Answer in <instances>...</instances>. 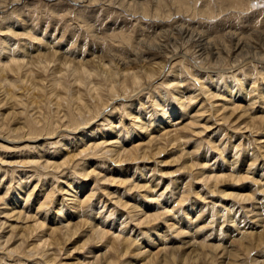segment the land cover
I'll return each mask as SVG.
<instances>
[{"label":"rangeland","instance_id":"1","mask_svg":"<svg viewBox=\"0 0 264 264\" xmlns=\"http://www.w3.org/2000/svg\"><path fill=\"white\" fill-rule=\"evenodd\" d=\"M95 1L97 2V5ZM158 1L159 0H50L49 2V0H22L13 5V7H11L9 11H7L9 13L7 14L6 12V15L8 16L13 12L14 15L12 17H14V21L17 20L16 22L18 23V25L14 28V30H17L16 33H18V36L13 37L14 39L12 38L14 40V43H16V45L18 46H27L29 47V50H32V52L37 51L38 48H40V52H44L45 54H50L58 51L62 56H65L64 58L68 57L69 59L67 60L69 61H73L75 59V62L80 63L84 60V62L80 64H85L84 66H86L88 63V67L92 65L93 68H97L99 66L98 63L100 64L102 62L101 64H103V61L105 60L103 64L104 66L107 65L106 67H108V65L111 66L112 64H115L116 66L120 67L122 73L129 70L130 72L140 71L141 73L147 74L151 70L157 69L156 74H154L155 77L153 80H146L148 79L146 78L142 83L141 89L139 88L135 91L131 89L126 94V96L121 93V95L116 96L110 102L108 101L109 108L105 106V109L100 113L99 117L95 119L98 122L97 124L103 122L106 123L104 128H101L104 132L107 133H109L110 131L108 124L114 123L115 126L118 127L117 130L121 131L122 133V142H125L126 139L128 141L130 138L131 140H134L136 135L133 138L132 134L129 133V130L133 126L132 124L134 123L133 120L135 119V117L137 118L139 116H142L157 120V115L159 112L157 103L163 104V101L165 99L166 101L170 100L171 102H174V100H176L179 96H182L183 92H185V94L194 93L195 95L199 96L195 100H191L190 96H188V98H190L187 101L188 113L181 119H179V116L173 117L172 120L166 117L164 121L160 122L161 124H164L161 126V128H164L169 124L170 121H172V124L170 125L171 127L168 128L169 132L171 129L170 134L165 130V132L161 131L163 133H157L158 129H155L149 134V137H153L152 139L148 138L145 140V142H141V138H138L139 140L137 141V143L144 148L141 149H143L142 151L145 152H147L146 148L149 152L150 146H156V143L160 142L159 144H157V147L165 149V153H163L159 157L153 156V159L152 155H150L152 154V150L155 148V146L149 152V162L147 160L141 161L140 159L136 160L137 162L132 161L133 163L131 162L127 165L124 163L123 167L120 168H117L116 164L114 165L112 163L116 158L114 156L115 153L110 152L109 148H103V150L98 151H88L82 157L84 159L83 161H86L87 167L88 165L91 166L89 167V170L92 169L95 171V173L91 175L89 179H86V181L84 180L86 182L85 193L87 194L96 192V195L91 198L90 202L85 206V208L82 207V210L85 211V213L87 212L86 215L88 217L95 216V218H98L99 216L97 213L99 212L103 213L102 215L105 214L107 217H109V219H111L108 224L115 227L117 226V228L123 221V225L127 222L130 223L127 224L130 225V228L134 229V231L130 232L129 235H132V238L136 237L139 240L135 243L136 245L137 243H143L142 246L147 245L146 239L148 236L142 235V232L144 234V229L146 228L147 224L143 223L140 225L137 221V218L133 219V210L130 209L131 207H127L128 203L131 205H133L134 203H139L140 205H143L144 208L148 207L146 208L147 212L149 211L153 214L157 212L158 222L161 223H163L162 221L164 219H173V213H179L180 211V214L185 217H183L184 219H186L187 216L185 215H188L191 210L195 209L194 207H191V205L195 203L196 200L197 202L200 201L206 204L204 205L206 210L205 214H203L202 216V220H197V218H194L192 220L193 223L192 221L188 223L183 222L184 224L189 225V229L192 228L193 231H191L190 234H185L178 237L175 233H172L169 236L171 240H176L175 246L182 248L183 251L181 250L182 252L180 251L179 254L183 255L185 254V252L186 254L189 253V250H187L186 247L189 239H191V237H193L194 235L200 237L202 236V233L211 234L219 228H222L225 231L227 227L232 225L229 220H227L226 224H223L222 226L220 224L222 223L221 221H223V219L220 221L216 220L218 219V216L222 214H218L219 210L222 208L224 210L226 209L225 205L232 208L231 214H228V208L226 209L228 217L233 215L235 217L238 216V218L240 219L243 218L244 223L242 224V227L246 226V229L259 228L261 225L257 222L258 218L254 217L255 214L252 212V207H250L251 204H242L239 201H235V205H233L232 200L226 199H224L225 201H223L225 203L224 204L217 199L219 198V196H215L212 194L214 190L213 187L212 191L209 190L208 187L210 186H206L203 182L195 180V176L203 169L215 173L224 171L227 173L226 176L229 181L225 180V182L220 183L219 188H222V185L225 186L227 182L228 183L226 184V187L230 188V184L232 183L230 182V178H228L229 174L231 173L229 162L234 159L240 162L235 165L233 171L235 172L241 170V175L243 177H249L248 179L241 181L237 186L241 185V187H244L245 185L246 187L247 185L246 189H248L249 186L255 188L256 186L260 187L264 185V176L260 177V174L262 173L260 167H262V165L264 164V158L260 157L257 162H254V160H252L257 154L264 157V100L258 98L260 97V91H262L264 85V0H226L225 2H227V4L224 3V0H216V2L215 0H186L193 8L191 10V13L189 12V14H185L186 12L184 13L182 11V14H177L172 0H164L165 2L162 1V5L164 6L168 3V8L166 5L164 7L160 6V11L162 12L158 13L163 15L161 16L157 14L159 15V17H153ZM87 3L90 5H88ZM92 3H94L95 5H93ZM135 3H137L136 6ZM238 3L240 4L238 5ZM223 5H226L225 7H229L230 9H225ZM201 6L202 8L203 6H205L204 10H202L203 12L200 10L198 11V9H202ZM149 7L150 9H153L149 11ZM134 8L136 12L139 11L136 13V15L133 11ZM194 8H196V10ZM142 9L148 12H145ZM164 9L167 11H164ZM209 9H213L214 14H210ZM168 10L171 12L169 13ZM199 12L202 14H200ZM145 13H147V15H145ZM171 13H173L172 16L166 18L167 14ZM1 25L2 24H0V26ZM28 32H31L33 34H40L42 40H38L40 42H35L34 40L30 38L28 39V37L23 36L24 33ZM186 32H190V35L192 34L194 35V37L192 39L191 37L186 38ZM199 33L205 34V37L209 42H212V45L216 44L219 49L221 48V56H223V58H220L218 60L214 59L212 61V59L207 58V56H209L207 52L203 60L197 59L198 46L202 44L201 42H199V44L197 40V35H199ZM0 35L3 36V34L1 33ZM241 39V44L238 45L237 43ZM244 43L246 44V46L244 45ZM223 45L228 48H234V46L242 47V53L237 54L235 57H233V61L231 62L227 60L224 61L227 56L225 55L226 51L222 47ZM209 50L210 49H208V51ZM145 57L147 58L145 59L146 62H143L142 60H144ZM119 61L124 62L125 64H117ZM233 72L235 76L238 74V78L242 79V83L245 84L244 88L246 90H251V92L247 93L245 89L239 88V92H237V94L235 93L236 98L234 100L235 103L241 100L240 103L242 104V106L244 105L243 107L246 114L243 117L241 116L243 112L239 111L236 113V115H234L235 119L233 118V121L231 120L230 122H225L223 120V115L231 114V109L227 108L223 110L224 107L220 102L216 101L217 99L206 101L207 103L211 102L210 104H208L209 108H205L206 110L208 109L207 111L205 109H202V107L207 104L203 101V99L205 98V94L203 93L205 91L204 88L207 89V87H209L211 91H213L215 88L213 86L215 82L214 80H212V78H210L211 76H214V79L217 78L215 79L216 82L218 79H223V82L225 83L226 78H224V76L229 77L233 74ZM161 75L162 77H160ZM44 76L42 75V77L39 79L46 78V76ZM240 76L243 78H241ZM169 79H175L176 81L167 83ZM220 80H218V82ZM177 83H179L178 87H174ZM172 84L174 86H172ZM158 85H162V87L159 89L161 93L156 90ZM236 85L239 86V82L236 81ZM254 89H257V91H254ZM226 90L225 88H222V91ZM253 94L256 96H253ZM221 102L227 103V101L224 99H222ZM212 103L216 104L211 105ZM217 111L220 112L218 113ZM214 112H217L218 114H215ZM46 113L47 112L43 110V114L46 115ZM153 115H155V117ZM95 120L92 121L91 124L96 122ZM174 125L176 126L174 127ZM190 125L193 126L190 127ZM64 128L65 127H63V129L61 130L65 131ZM174 128L176 132L173 131ZM203 130L205 131L203 132ZM116 131L113 134H115ZM80 132L81 134H85V132L82 131H77L75 133L78 134ZM98 132L101 134L102 131L99 130ZM172 133L174 135L177 133V136H172ZM178 135L181 137H179ZM154 136H157V138L160 137V139L158 140ZM72 137L74 136H71L70 139ZM60 139L61 138L46 141L38 140L35 145L45 143V146H47L42 150L40 149L38 152L28 151L23 153L22 151L24 149H22L20 154H15L13 151H7V153L3 155L6 167L0 170L2 172H0V197L7 195L8 197L5 198L7 200H10L9 202L12 203L11 198H14V191H16L17 188L20 187L18 179L21 178L22 174V176H30L28 180L29 184L30 186H34L37 181L36 179H39V175L37 174L36 168H32L33 165L31 164V162L34 161V157L37 156L38 153H40V156L42 155L41 153L47 155L53 152V156H58V148L60 147L62 149L65 147H63V144L56 146L52 143H56ZM146 142L150 143L149 147V144ZM142 143H146V146ZM165 145L166 147H164ZM57 149L58 151H56ZM91 155L93 157H89ZM85 158H87L88 160ZM19 160H22V162L24 163H21V161ZM7 161L9 164H7ZM13 161L18 163H15L14 166H9ZM81 163V160L71 162L68 166L64 167V169H68L67 171L72 172L75 169H80L78 165ZM124 165H126L127 167ZM23 166L24 168H22ZM192 166L195 167L193 168V170H191ZM184 167H186V169H184ZM40 169L42 170V172L44 171L43 168L40 167L39 170ZM5 170L9 171H7L6 173ZM190 171H192L193 174ZM107 177H109V179H112L114 177L118 182L124 180L126 184L118 183L119 185H113L111 182L105 183ZM43 179L46 180V183L48 185H51L50 183L57 182L56 179L52 180V178H47L46 176H43ZM260 179L262 180L260 181ZM60 181L58 183H60ZM82 181H77V183L73 185L75 190L72 187L69 188L70 191H73L72 194H75L77 191H79V186H82L81 183H83ZM64 185H66V183H64ZM138 185L139 187H143L141 188L142 190L138 187ZM3 191H7L6 194ZM262 191V189L258 188L256 190V194L261 195ZM229 192H231V190H229ZM102 194L105 195L104 198L100 200L99 195ZM146 194H153L154 196H156V198H146L144 196ZM63 196V193H57L56 198L58 199H56L53 205L50 206L52 211L56 210L59 207V203L62 201ZM202 197H204V199ZM64 199H67V197H65ZM167 200L169 201L165 202ZM125 202L128 203L126 204ZM211 205L215 207L214 215L218 214L215 219L216 221L214 219L213 221L211 218L213 214L210 209L212 208ZM257 205V207L260 206L259 204ZM163 208L165 209L162 210ZM122 215L125 216L122 218ZM51 219L52 214L48 216V225ZM164 223L163 225L166 226L167 224ZM199 223L202 224L200 225ZM255 223V227H252ZM192 224L194 225L192 226ZM129 230L131 231V229ZM7 231L8 230H6V232ZM214 235L217 234L214 233ZM213 238L217 239V236L208 238V240L212 242L214 240ZM154 239L155 238H152V241H154ZM16 240H18V238ZM77 241H79V238L76 237L69 246H65V249L69 250L68 255H71V253L77 254L72 251L74 248L72 247V244H75ZM199 241L201 240H197V242ZM135 244L134 247L136 246ZM179 244H181L182 246L184 244L186 245L183 248ZM91 247L99 248L101 250L103 249L99 243L95 242H90L88 248ZM147 249L148 247H145L143 250ZM233 249L234 251L237 250V254L240 255V259L246 260L248 264H252L253 260H256L257 257L260 258L259 260L261 261V263L264 262V246L261 248L252 246L251 249L247 250L245 247H241V245L239 244L235 247H230L228 250L230 251ZM215 251V249H212V253H210L208 257H205V259L204 257H201L199 258V260L196 259V261L194 262L197 264H205L206 262L210 264L209 260H211V264H223L222 260L224 259L225 261V255L224 258L221 259V254H219L218 251ZM65 252L66 250H64V254L62 255L64 256L63 259L60 258L63 261L67 260ZM0 253L5 255V252L3 251H0ZM212 254L215 256H213ZM79 256V254H77L76 256H71V259H74L72 261L74 262L75 259H78ZM13 257L15 259H13ZM13 257L10 258L11 260L8 258L9 260L7 261V264L16 263L19 257ZM36 258L37 257L32 258V263L30 264H33V262L37 264L35 261H33ZM162 259V256L159 255V261H162ZM22 260L28 262L26 259ZM190 263L192 264V261H190Z\"/></svg>","mask_w":264,"mask_h":264},{"label":"bare ground","instance_id":"2","mask_svg":"<svg viewBox=\"0 0 264 264\" xmlns=\"http://www.w3.org/2000/svg\"><path fill=\"white\" fill-rule=\"evenodd\" d=\"M19 1L22 0H0V24H2L0 26V33L3 34V36L0 35L1 36L0 39V170L6 167L5 165L6 163L4 162L5 160L3 159V155L6 154L7 151L10 152L13 151L15 154L18 153L20 154L22 149H24L22 151L23 153L28 151L38 152L40 149L42 150L47 147L45 146V143L39 144L40 142L38 143L39 145H35V143L38 140L46 141V140H56L58 138H61L56 143H52V144L56 146L63 144L64 146L63 145L62 146L65 148L62 149L60 147L58 148L59 149L58 156H53V152L47 155L41 153L42 155L40 156H39L40 153H38L37 156L34 157V161L31 162V164L33 165L32 168H36L37 174L39 175V179H36L37 180L36 184L34 186H30L28 181L30 176L27 175L22 176L23 175L22 174L21 178L18 179L20 187L17 188L16 191H14L15 192L14 198L13 199L11 198L12 203L9 202L10 200H7L5 198L8 197L7 195L0 197V249H1L0 251L5 252V255L0 253V264L2 263L7 264V261L13 256H18L19 258L16 261V263H12V264H23V263L30 264L32 263L31 259L35 257L37 258L33 261H35L37 264H191L190 261H192V264H197L194 261H196V259L199 260V258L201 257H204L205 259V257H208V255L212 253L211 252L212 249H215L216 251H218L219 254H221L220 255L221 259H223L225 255L226 257L225 261L224 259L222 260L223 264H248L246 260L240 259V255L237 254V250L234 251L233 249L229 251L228 249L230 247H235L239 244L241 245V247H245L247 250L251 249L252 246H257L260 248L264 246V201H263L264 185L260 187L256 186L255 188L249 186L248 189H246L247 185L246 187L245 185L244 187H241V185L237 186L241 181L249 178V177H243L241 175V170L235 172L233 171L235 165L240 162L238 160L233 159L229 162L231 173L230 174L228 173L229 174L228 178H230V182L232 183L230 184V188L226 187V184L228 182L225 184V186L222 185L223 187L219 188L220 183L225 182V180L229 181V179H227L226 176L227 173L224 171L215 173L203 169L196 174L195 180H199L203 182L204 185L210 186L208 187V189L211 191L213 190L212 189L213 187L214 188L213 192L215 193L212 192V194L215 196H219V198L217 199L220 202H223L225 201L224 199H226V200H232L233 205H235L234 203L235 201H239L242 204L244 203L251 204V206L250 205L249 206L252 207V212L255 214L254 217L258 218L257 222L258 224H261L259 228L246 229L245 228L246 226L242 227V224L244 223L243 218L240 219L238 218V216L235 217L233 215L228 217V214H231L232 208L228 207L227 205H225L226 206L225 208L226 209L228 208L227 209L228 214L226 209L224 210L222 208L218 212V214L221 213L222 214L218 216V219H216L218 214L214 215L215 207L211 205L212 208L210 209L213 212L211 216L212 220L216 219L220 221L223 219V221H221L222 223L220 224L222 226L223 224L224 225L226 224L227 220H229V222L232 225L227 227L225 231L222 228L217 229L214 232L217 235H214L213 232L211 234L202 233V236L200 237L194 235L193 237H191V239H189V242L186 247V249L189 250V253L186 254L185 252V254L181 255L179 253L182 250V248L175 246L176 240L174 239L171 240L169 236L172 233H175L176 236L179 237L185 234H190L191 231H193L191 227H190L191 229H189L188 224H184L183 222H187V223L191 222L194 218H197V220L198 219L202 220V216L203 214H205V210H206L204 205L206 204L200 201L197 202L196 200V202L191 205V207H194L195 209L193 210L190 209L191 212L189 213L187 212L188 215H185L187 216L186 219H184L185 217L180 214L181 211L179 213L178 212L173 213V217H174L173 219L172 218L164 219L162 222L163 223L165 222L164 224H167L166 226L163 225V223L158 222L157 212L153 214L152 212L146 211V208L148 207L144 208L143 205H140L139 203H134L133 205H131L127 202L128 203L127 207H131L130 209L133 210L132 212L133 219L137 218V221L139 222L140 225L143 223L147 224L146 228L144 229V234L142 232V235L148 236L146 239L147 242L146 246H142L143 243L142 244L137 243V245L135 244L139 240L138 238L136 237L132 238V235L131 236L129 235L130 232L134 231V229L130 228L131 226L128 225L130 223H128L126 220L125 221L128 224L125 223L123 225L122 223L124 221L123 222L121 221L122 223L121 224L119 223L120 226L117 228V226L115 227L113 225L108 224V222H110L111 219H109V217H107L105 214L102 215L103 213L101 212L97 213L99 216L98 218H95V216H93L94 218L88 217L86 215L87 212L85 213V211L82 210L83 209L82 207L85 208V206L90 202L91 198H93L96 195L95 194L96 192L93 190L95 193H87L88 195L85 193V188H86L85 181L95 173L94 170L92 169L89 170V167L91 166L88 165L87 167L86 161H83L84 159L82 157L85 155V153L88 151H93V150L98 151V150H103V148H109L110 152H114L115 154H117V155L114 154L116 159L112 162L114 165L116 164L117 168L123 167L124 163L127 165L132 161L137 162L136 160H140V159L141 161L142 160L148 161L150 155H152V157L153 156L159 157L160 155L165 153V149L157 147V144H159L160 142L156 143V146L154 145L155 148L153 145L152 147L150 146V143H148L149 141L146 142L149 144V145L147 144L148 147L150 146L149 152L152 150V148H154L152 150V154L149 155L147 148H146L147 152L142 151L144 148L137 143V141L139 140L138 138H141L140 139L141 142L143 141L145 142V140L148 138L152 139L153 137L151 136L149 137V134L155 129H158L157 133L164 130L166 132H169L168 128L171 127L170 125L172 124V121H170L169 124L167 123L168 125L165 124L168 127L166 126L164 128H161V126L164 124H161L160 122L164 121L166 117L172 120L173 117L179 116V119H181L183 116H185L188 113L187 101L190 98L191 100H195L199 96L195 95L194 93L185 94V92H183L182 96H179L178 98L176 96L177 99L174 100V102H171L170 100L166 101L165 99L163 101V104H159L156 101L157 107L159 108L157 120L142 116H139L137 118L135 117V119L133 120L134 123L132 124L133 126L129 130V133L132 134L133 138L136 135L134 140H131L130 138L128 141L126 139L125 142H122V138H123L122 133L121 131L117 130L118 127L115 126L114 123L108 124L110 131L109 133H107L104 132L101 128V127L104 128L106 123L104 122L100 123L101 125L97 124L98 122L95 119L99 117L100 113L105 109V106L109 108L108 101L110 102L116 96L121 95V93H123V95L126 96V94L131 89H133L134 91L139 88L141 89L142 83L146 78H148L146 80H153L155 77L154 74H156L157 69H153L149 73L146 72L147 74L141 73L140 71L130 72L129 70L122 73L120 67L116 66L115 64L114 65L112 64L114 67L112 65L111 66L108 65V67H106L107 65L104 66L103 64L105 60L103 61V64H101L102 62L100 61L101 65L98 63L99 62L98 61L97 63L99 66L97 68H93L92 65L91 68V66L88 67L89 65L88 63L86 66H84L85 64L83 65L80 64L83 63L84 60L83 62L80 63L75 62V59L73 61H69L67 60L69 59L68 57L64 58L65 56H62L58 51L50 54L47 53L45 54L44 52H40L39 50L40 48H38L37 51L32 52V50L31 49L29 50L28 49L29 47L27 46H18L16 45V43H14L13 40L14 39L13 37L18 36V33H16L17 30H14L15 26L18 25V23L16 22L17 20L14 21V17H12L14 15L13 12L8 16L6 15V12L9 11V9ZM162 1L164 0H159L157 2V7L154 6L155 11L153 17H159V15H161L158 12H162L160 11V6H163ZM225 1L226 0H224V3L227 4V2ZM172 3L175 6L177 14H182L181 11L184 13L186 12L185 14H189V12L191 13V10L193 9L189 5V2H187L186 0H172ZM92 4L95 5L94 3ZM239 4L240 3H238V5ZM136 5L137 3H135V6ZM225 6H224L225 9L229 8ZM204 8L205 6H203L202 9H198V11L199 10L202 11L204 10ZM144 9H148V8H144ZM151 9L149 7V11H151ZM194 9L196 10V8ZM169 10L168 12L170 13L171 11ZM133 11L135 12V15L137 12H139V11L136 12L135 8ZM164 11L167 10L164 9ZM8 13L9 12H7V14ZM209 13L214 14L213 9L212 10L209 9ZM172 14L173 13L167 14L166 18L171 17ZM145 15H147V13H145ZM23 36L28 37V39L30 38L35 42L38 40L40 41L42 40L40 37L41 35L38 33L33 34L31 32H28V33H24ZM197 36H198L197 37L198 43L199 42L202 43V44L199 43L200 45L198 46L197 59L203 60L207 52L209 54L207 58L212 59V61L214 59L218 60L220 58H223V56H221L222 53L221 48L219 49L216 44L212 45V42L208 41V39L205 37V34L199 33V35ZM185 37L186 38L191 37L192 39L194 35L192 34L190 35V32H186ZM241 41L242 39L238 41L237 44L240 45ZM244 45L246 46L245 43ZM222 47L226 51L225 55L227 56V58L228 57L230 58V59L228 58L229 60L226 58L224 61L227 60L231 62L233 61L232 60L233 57H235L237 54L242 53V47L234 46V48H228L225 47L224 45ZM208 49L210 50L208 51ZM145 59L147 58L145 57L144 60ZM144 60L142 61L146 62V60L145 61ZM124 62L119 61L117 64H125ZM42 75L43 76L45 75L46 78L39 79L42 77ZM160 77H162V75ZM213 77L214 76H211L210 78L214 80L215 83L213 86L215 88L213 91H211L209 87H207V89L204 88L205 91L203 94H205V98L203 99V101L206 102L212 99H217L216 101L220 102L221 105L224 107L223 110L230 108L231 114L223 115V120L225 122L227 121L230 122L231 120L233 121L234 115H236V113L239 111L243 112V114L241 113L242 114L241 116L244 117V115L246 114L243 107L244 105L242 106V104L240 103L241 100L237 101L236 103L234 100L236 98L235 93L237 94V92H239V88L245 89L244 88L245 84H243L241 81L242 79L238 78L239 75L237 74L235 76L233 72V74L229 77L224 76V78H226L225 83L223 82V79L221 80L218 79L220 81L218 82L217 80L216 82L215 79L217 78L214 79ZM174 81L176 80L169 79L167 83ZM236 81L239 82L240 84L239 86L236 85ZM178 85L179 83H177L175 86L172 84V86L174 87H178ZM161 87L162 85H158L156 90L159 91ZM222 88H225V90L226 89L227 90L222 91ZM255 90L257 91V89H254V91ZM246 92L249 93L251 92V90L247 89ZM260 92H259L260 97L258 98L264 100V85L262 91ZM188 96H190V98H188ZM253 96L256 95L253 94ZM222 99L226 100L227 103H222L221 102ZM210 103L211 102L205 104L202 107V109H205L207 107L209 108L208 104ZM215 104L212 103L211 105H215ZM43 110L47 112L46 115L43 114ZM153 116L155 117V115ZM94 120L96 122L91 124V122ZM175 126L176 125H174V127ZM191 126L193 125H190V127ZM63 127H65L64 128L65 131L61 130L63 129ZM99 130L102 131L101 134L98 132ZM77 131L85 132V134H81V132L78 134L75 133ZM115 131L116 133L113 134ZM173 131H175V128L173 129ZM204 131L205 130H203V132ZM170 133H171V129L169 134ZM176 134L174 135L172 133L171 135L175 137L177 136ZM71 136L74 137L70 139ZM154 137L157 138V136ZM157 139L159 140L160 137ZM180 146H181V142H180ZM164 147H166V145ZM58 149L56 151H58ZM92 155L89 157H93ZM260 157L264 158L262 155L260 156L257 154L254 156L252 160H254V162H257L260 159ZM80 160L82 161V163L78 165L80 169H75L72 172L67 171L68 169H64V167L68 166L69 163ZM19 161H21V163H24L22 162V160ZM13 162L10 163L9 166L12 165L14 166L15 163H18V162H14V163ZM7 164H9L8 161ZM40 167L43 168L45 172L44 171L42 172L41 169L40 171L39 170ZM22 168H24V166ZM193 168L195 167L192 166L191 170H193ZM184 169H186V167H184ZM260 169L262 171L260 177H263L264 164L262 165V167H260ZM190 172L192 173V171ZM43 176H46L47 178L50 177L52 178V180L56 179L57 182L50 183L51 185H48L45 180L46 178L43 179ZM80 180L81 181L83 180L82 181L83 183H81L82 186H79V191H77L75 194H72L73 191H70L69 188L71 187L74 188L73 185H75L77 181ZM261 180L262 179H260V181ZM59 181L60 183H58ZM107 182H111L113 185H119L118 183L126 184L124 180L118 182L114 177L112 179H109V177H107L105 183ZM64 183H66V185H64ZM139 188L141 189L143 187L140 186ZM258 188L263 190L261 195L256 194V190ZM229 190H231V192H229ZM3 192H5L6 194L7 191H3ZM57 193H63L64 196L62 201L61 202L59 201L60 202L59 207L56 210L52 211L50 206H52L54 201L58 199L56 198ZM153 194L150 195L146 194L144 196L146 198H154V197L156 198V196H154ZM104 195L105 194L99 195V199L101 200L102 198H104ZM65 197H67V199H64ZM202 198L204 199V197ZM168 201L169 200L165 202ZM257 204H259L260 206L257 207L258 206ZM164 209L165 208H163L162 210ZM51 214H52V219L50 220V223L48 225L47 224L48 216H50ZM124 216L125 215H122V218ZM256 223L252 227H255ZM193 225L194 224H192V226ZM203 225H207V224H203ZM129 229H131V231ZM6 230L8 231L6 232ZM213 236H217V239L213 238L214 240L210 242L208 238H212ZM76 237L79 238V241H77L75 244H72V247H74L72 251H74V253L79 254L80 256L78 257V259H75V261L73 262L72 260L74 259L73 258L71 259V256H76L77 254L71 253V255H68L69 250L65 249V246L66 245L69 246ZM17 238L18 240H16ZM152 238H155L154 241H152ZM199 239L201 241L197 242V240ZM90 242L99 243L103 249L101 250L95 247L88 248ZM134 244L136 245L135 247ZM185 245L186 244L181 246L184 248ZM145 247H148V249L143 250ZM64 250H66L65 256L67 259L65 261L62 260L64 257L62 256L64 254ZM159 255L162 256L163 258L162 261H159ZM13 259L15 258L13 257ZM22 259H26L28 262H25ZM259 259L260 258L258 257L256 260L254 259L252 264H264V262L261 263ZM209 261L211 264V260ZM33 264L35 263L33 262Z\"/></svg>","mask_w":264,"mask_h":264}]
</instances>
